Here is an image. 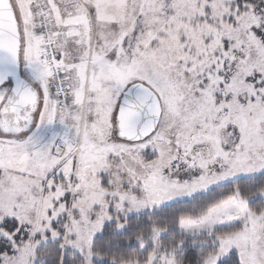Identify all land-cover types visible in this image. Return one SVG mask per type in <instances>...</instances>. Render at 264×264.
I'll return each instance as SVG.
<instances>
[{
	"label": "snow or ice",
	"instance_id": "snow-or-ice-1",
	"mask_svg": "<svg viewBox=\"0 0 264 264\" xmlns=\"http://www.w3.org/2000/svg\"><path fill=\"white\" fill-rule=\"evenodd\" d=\"M0 264H264V0H0Z\"/></svg>",
	"mask_w": 264,
	"mask_h": 264
}]
</instances>
